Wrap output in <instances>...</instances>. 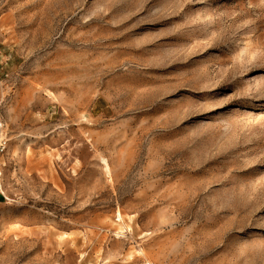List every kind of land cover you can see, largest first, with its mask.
Wrapping results in <instances>:
<instances>
[{"label": "rangeland", "instance_id": "1", "mask_svg": "<svg viewBox=\"0 0 264 264\" xmlns=\"http://www.w3.org/2000/svg\"><path fill=\"white\" fill-rule=\"evenodd\" d=\"M0 264H264V0H0Z\"/></svg>", "mask_w": 264, "mask_h": 264}, {"label": "built area", "instance_id": "2", "mask_svg": "<svg viewBox=\"0 0 264 264\" xmlns=\"http://www.w3.org/2000/svg\"><path fill=\"white\" fill-rule=\"evenodd\" d=\"M5 150V145L4 144H0V180L2 178V172H3V164L1 162V156H2V153L4 152Z\"/></svg>", "mask_w": 264, "mask_h": 264}]
</instances>
